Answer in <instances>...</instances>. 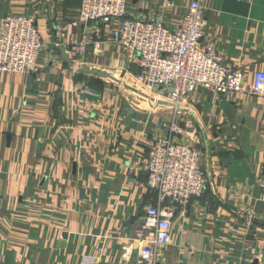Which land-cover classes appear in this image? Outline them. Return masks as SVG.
Returning a JSON list of instances; mask_svg holds the SVG:
<instances>
[{"label":"crops","instance_id":"obj_1","mask_svg":"<svg viewBox=\"0 0 264 264\" xmlns=\"http://www.w3.org/2000/svg\"><path fill=\"white\" fill-rule=\"evenodd\" d=\"M190 1L128 0L129 16L172 28ZM202 3L205 40L251 83L264 70V0ZM81 5L0 0V18L34 17L46 45L36 73L0 71V264H137L134 232L158 198L141 164L166 118L128 105L114 79L82 71L136 72L113 42L117 22L100 37L89 27L84 54L68 55L83 38L72 24ZM182 112L209 181L176 209L158 264H264V96L199 89Z\"/></svg>","mask_w":264,"mask_h":264},{"label":"built area","instance_id":"obj_2","mask_svg":"<svg viewBox=\"0 0 264 264\" xmlns=\"http://www.w3.org/2000/svg\"><path fill=\"white\" fill-rule=\"evenodd\" d=\"M112 22H117L113 42L136 65L135 77L150 89L166 91L173 109L172 117L162 121V129L148 141L141 166L147 186L158 198L147 206L134 232L139 242L137 264H158L160 251L171 240L176 209L181 211V205L201 197L209 181L202 152L193 141L195 124L182 112V104L199 89L226 97L235 93L264 96V70L256 71L247 84L244 71L226 65L214 42L205 40L207 20L202 0H191L181 21L172 28L161 21L129 16L128 0H82L72 24L84 28L83 38L73 41L68 55L74 59L76 54H84L92 42L89 27L100 37ZM45 46L34 17L8 14L0 18V71L36 73ZM258 186L264 203V166ZM81 264L95 263L87 256Z\"/></svg>","mask_w":264,"mask_h":264},{"label":"rangeland","instance_id":"obj_3","mask_svg":"<svg viewBox=\"0 0 264 264\" xmlns=\"http://www.w3.org/2000/svg\"><path fill=\"white\" fill-rule=\"evenodd\" d=\"M116 78L120 81H123L124 83H127L128 85L136 88L141 94L135 93L131 90H127L125 86L121 83L118 82L117 87L125 93L126 96V101L128 102V105L134 106L139 110H143L146 112H153L158 111V113H161L164 118L170 119L172 117L173 109L172 108H167V110L163 108H159L154 102L151 100L152 98H155L157 100H163L167 101V94L165 93H158L156 89H150L143 83H141L136 77H135V72L133 74H129L125 76L124 78L122 76L116 75ZM183 107H187V102L182 104ZM186 117L188 116L187 114H184Z\"/></svg>","mask_w":264,"mask_h":264},{"label":"water","instance_id":"obj_4","mask_svg":"<svg viewBox=\"0 0 264 264\" xmlns=\"http://www.w3.org/2000/svg\"><path fill=\"white\" fill-rule=\"evenodd\" d=\"M63 51H64V50H63ZM65 57H66L67 59H69L67 55H65ZM82 71H84V72H86V73H88V74H90V75H95V76H98V77H108V78H112V79H114L115 81L121 82V83L125 86V88H127L128 90H131V91H133V92H135V93L141 94L136 88H134V87L128 85L127 83H124L123 81H120L119 79H117V78L115 77L114 74H112V73H110V72H108V71H104V70H101V69H92V68H89V67H84V68H82ZM151 100H152L156 105H163V106H171V105H172V104H171L170 102H168V101L156 100V99H153V98H152ZM257 262H258V261H255L254 264H257Z\"/></svg>","mask_w":264,"mask_h":264}]
</instances>
